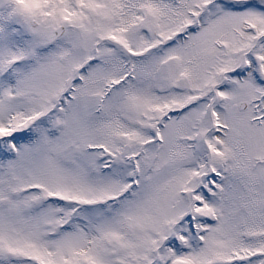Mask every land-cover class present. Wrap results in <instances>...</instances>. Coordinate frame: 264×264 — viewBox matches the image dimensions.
<instances>
[{
	"label": "snow or ice",
	"instance_id": "obj_1",
	"mask_svg": "<svg viewBox=\"0 0 264 264\" xmlns=\"http://www.w3.org/2000/svg\"><path fill=\"white\" fill-rule=\"evenodd\" d=\"M0 264H264V0H0Z\"/></svg>",
	"mask_w": 264,
	"mask_h": 264
}]
</instances>
